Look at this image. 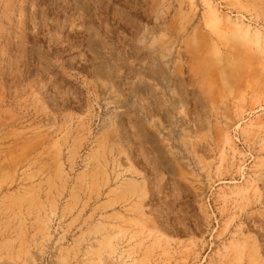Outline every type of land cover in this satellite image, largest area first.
Returning a JSON list of instances; mask_svg holds the SVG:
<instances>
[{
  "label": "rangeland",
  "instance_id": "obj_1",
  "mask_svg": "<svg viewBox=\"0 0 264 264\" xmlns=\"http://www.w3.org/2000/svg\"><path fill=\"white\" fill-rule=\"evenodd\" d=\"M0 264H264V0H0Z\"/></svg>",
  "mask_w": 264,
  "mask_h": 264
}]
</instances>
